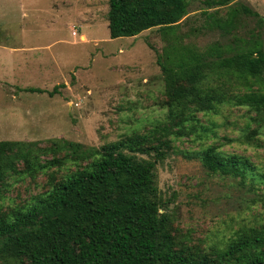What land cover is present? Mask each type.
I'll return each mask as SVG.
<instances>
[{
	"label": "rangeland",
	"instance_id": "obj_1",
	"mask_svg": "<svg viewBox=\"0 0 264 264\" xmlns=\"http://www.w3.org/2000/svg\"><path fill=\"white\" fill-rule=\"evenodd\" d=\"M217 1L187 0V13L173 31L153 27L135 36L111 38L108 0H0V140L34 141L46 147L61 138L99 148L166 125L167 97L157 55L163 57L177 42L204 48L250 36L260 39L264 48V0ZM235 9L232 26H223L228 11ZM72 27L87 39H80L79 33L73 37ZM27 86H42L46 92L23 90ZM54 86L57 92L48 94ZM224 87L262 89L264 74L248 83L233 79ZM254 115L246 106H221L216 114L197 113V131L186 123V134L169 135L172 147L156 165V183L175 233L185 242L203 249L223 247L241 228L264 227V180L255 178L250 187L238 177L209 172L194 157L214 145L224 155L247 158L262 174L264 129L251 120ZM200 124L208 129L202 132ZM254 128L260 133L249 134L250 142H244L243 135ZM67 163L66 169L53 171L57 179L76 168ZM54 169L34 177L8 176L0 212L44 191Z\"/></svg>",
	"mask_w": 264,
	"mask_h": 264
},
{
	"label": "trees",
	"instance_id": "obj_2",
	"mask_svg": "<svg viewBox=\"0 0 264 264\" xmlns=\"http://www.w3.org/2000/svg\"><path fill=\"white\" fill-rule=\"evenodd\" d=\"M187 6V0H108L109 35L131 37L153 27L173 31ZM235 14L236 9L228 11L223 26L231 25ZM156 61L167 97L166 125L99 148H84L61 138L50 140L46 147L34 141L0 140V194L11 174L34 177L55 168L44 191L0 212V264H264L262 226L239 229L223 247L203 249L185 242L175 233L155 175L157 163L172 147L169 135H184L189 127L197 131V113L216 114L221 106H246L255 112L251 120L258 129H264V87H247L242 92L224 87L233 79L248 83L249 78L262 77L260 39L236 38L204 48L177 42L163 57L157 55ZM56 92V86L47 91ZM199 129L208 128L200 124ZM258 129L243 135V141L249 143V134L260 133ZM194 157L209 172L238 177L250 187L255 178L264 180V172L259 175L247 158L224 155L214 145ZM68 161L76 168L57 179L53 171L66 169Z\"/></svg>",
	"mask_w": 264,
	"mask_h": 264
},
{
	"label": "crops",
	"instance_id": "obj_3",
	"mask_svg": "<svg viewBox=\"0 0 264 264\" xmlns=\"http://www.w3.org/2000/svg\"><path fill=\"white\" fill-rule=\"evenodd\" d=\"M73 29H72V31H71V34H72V36L74 37V36H77V34H78V37L80 38V39H82V40H84V38H86V35L84 34V33H81L80 34V32L76 29V27H72ZM87 39V38H86ZM28 48V47H27ZM26 48V49H27ZM19 50H24V48L23 47H21V48H19ZM27 87H31V86H27ZM55 87V86H54ZM53 87V88H54ZM25 88V87H24ZM32 88H39V89H45V88H43L42 86L41 87H32ZM30 92V91H29ZM34 92H36V91H34ZM46 92V91H45ZM37 93H43V92H37Z\"/></svg>",
	"mask_w": 264,
	"mask_h": 264
}]
</instances>
